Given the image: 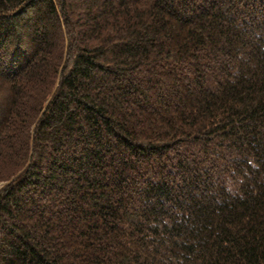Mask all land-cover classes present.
Here are the masks:
<instances>
[{"label":"trees","instance_id":"16d2710c","mask_svg":"<svg viewBox=\"0 0 264 264\" xmlns=\"http://www.w3.org/2000/svg\"><path fill=\"white\" fill-rule=\"evenodd\" d=\"M0 264H264V0H0Z\"/></svg>","mask_w":264,"mask_h":264},{"label":"rangeland","instance_id":"374dc122","mask_svg":"<svg viewBox=\"0 0 264 264\" xmlns=\"http://www.w3.org/2000/svg\"><path fill=\"white\" fill-rule=\"evenodd\" d=\"M5 184H6V183H2V184L0 185V188H2L3 186H5Z\"/></svg>","mask_w":264,"mask_h":264}]
</instances>
